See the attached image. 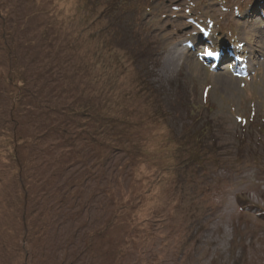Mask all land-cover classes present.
Masks as SVG:
<instances>
[{"label":"rangeland","instance_id":"374dc122","mask_svg":"<svg viewBox=\"0 0 264 264\" xmlns=\"http://www.w3.org/2000/svg\"><path fill=\"white\" fill-rule=\"evenodd\" d=\"M117 45H137L142 69ZM99 49L122 68L100 88L138 108L122 112L140 123L134 158L37 137L77 126L74 67L95 87ZM207 123L216 154L198 166L191 126ZM120 201L135 220L99 236ZM0 264H264V0H0Z\"/></svg>","mask_w":264,"mask_h":264},{"label":"trees","instance_id":"16d2710c","mask_svg":"<svg viewBox=\"0 0 264 264\" xmlns=\"http://www.w3.org/2000/svg\"><path fill=\"white\" fill-rule=\"evenodd\" d=\"M112 13L109 14V16ZM61 30L64 31L62 25H61ZM49 42V41H48ZM62 44V49L63 50H70L68 49V43L66 40L63 41ZM118 47V48H117ZM117 47L115 46V48H117L118 50H123L124 53H126L127 57L130 59V61L134 64L137 65L140 69H142V64L140 63L141 58V54L142 51L138 50H132V49H138L137 45H132L131 47H122L120 45H117ZM122 47V48H121ZM120 48V49H119ZM7 52L10 55L12 52V48L8 47L7 48ZM81 57H79L78 59H80ZM94 58H96V61L98 63L101 62V69L99 71H101V74L99 72H96V78L95 80H92V85H94L95 87L91 88L88 90V85H87V72H85V67H86V63L84 62V58L80 59V64L76 65L74 68L76 69V79L78 81V83H83L82 84V88L81 90L76 89V92L74 94V96L72 97V108H71V112L72 114L69 115V118L67 120V122L70 121L72 122V124L77 125V126H66V125H70V123L65 124L66 120L65 117L63 115V113H61L62 115V122H65V128L64 129H60V126L58 128H54V129H47L45 131H43L42 134H39L37 137H40L42 135L45 136H55V137H62V139L66 140V144L68 147V153L70 154V152H72V154H74L73 152H77L80 149H78L81 145V143L85 142L86 144L88 143L89 146L92 147L93 149V158L101 163H106L107 161H110L114 155V153L116 152H121L124 153L125 156H127L128 152H130V158H134L135 157V153H137V150L139 147H137V143L134 142L136 137L134 136H139V132L137 131V128L140 127L138 125H140L139 122H134L132 121L129 117H127L126 115L122 114L123 113H129L130 111H135V109L138 111L137 106H133L131 107L130 105H128L126 103L125 100H129L130 99V91L120 88V90L118 91V88L116 87H112L113 83L117 77H118V72L119 69L121 70L122 68L119 66V62L118 59L115 58V55H110L109 57H105V55H103V53L101 52V50L99 49V54H95ZM109 59L110 61H107L106 59ZM35 60V58H34ZM31 60L29 61L32 62L34 61ZM137 63H136V62ZM96 62V63H97ZM16 64L18 65V67L21 65V62L18 61L16 62ZM84 65V66H83ZM61 71L64 72V67L61 66ZM92 73V72H91ZM90 73V74H91ZM109 75H108V74ZM146 73V70L145 72ZM89 74V75H90ZM108 75L109 78H107V80L109 81L110 85V89L112 90H116L117 93L116 95L112 94V96L115 98V100H112L111 98H109L107 96V94L102 90V88H100L101 84L103 81L101 80V77H104L105 75ZM112 74H115V78L112 80L110 79V77L112 76ZM141 76H144V82L143 80L140 81V86L142 87V85L144 87H142V89H144V91L148 92V94H145L146 98L150 99V102H146V104H148L149 106H153V110L155 111V114H157V117L163 120V117L165 119L170 118V115L168 113V111H164L165 108L162 109L163 107V103L160 100H156L155 98L160 96L155 89L152 88V86L149 84V80L147 77H145L144 74H142L141 72ZM79 79H82L81 81ZM139 81V79H138ZM99 85V86H97ZM107 85V84H105ZM109 86V85H107ZM149 88V89H146ZM141 89V90H142ZM88 90V92H87ZM121 91V92H120ZM90 95V97H89ZM154 99H153V97ZM93 98H100V102L103 101V103H101L102 106H97L93 101ZM68 99V98H67ZM66 99V100H67ZM153 105H151V104ZM109 104V105H108ZM17 105L20 106V101L17 100ZM107 106H111L112 109L117 110L120 112V119L119 117H116L115 115H118L116 112H112V114L108 115V116H100V112H99V107L103 108L104 110H110ZM63 107H69V105L65 102L63 104ZM141 107H145V103H143L141 105ZM64 108H61L63 111L65 110ZM111 111V110H110ZM71 116V118H70ZM113 116L112 120L111 117ZM127 117L128 120L124 119L123 117ZM64 117V118H63ZM107 117V119H106ZM119 119V121H117ZM75 121V122H74ZM141 122V121H140ZM142 123V122H141ZM191 128L193 129L192 133L190 134V137H193L194 139V149L192 148V151L194 153V157H193V163H198V166H201V163H206L208 161V153H204V147L207 146V144H211V140L208 138L209 134L213 135V131L214 128L212 126V124L207 123L205 125L202 126H191ZM128 132L132 133V136L130 141L132 142H125L123 141L124 138H126L125 136L127 135ZM107 139V141H106ZM110 139V140H109ZM134 139V140H133ZM112 140V142H110ZM134 144V145H133ZM198 149V151L200 153H198V155H200L199 157L196 156L195 152ZM206 149L210 150V153L216 154V150L214 153V146L211 144L210 146H207ZM203 151L202 152L200 151ZM196 158V159H194ZM81 161V160H78ZM190 161V160H189ZM118 167V172L123 174H126V171L123 169L122 165H117ZM203 170H205V168L203 167ZM116 183V182H114ZM118 208L117 209V214L114 212V215L104 223V225L101 226V228L98 229L99 232H96V234H99V236H103L106 231L110 228H112L113 226V222L115 220L124 221L127 217L131 216V221L133 222L135 220V216L132 214H129L127 205L124 204V202H118L117 203Z\"/></svg>","mask_w":264,"mask_h":264},{"label":"snow or ice","instance_id":"6c2138e0","mask_svg":"<svg viewBox=\"0 0 264 264\" xmlns=\"http://www.w3.org/2000/svg\"><path fill=\"white\" fill-rule=\"evenodd\" d=\"M204 54L207 55V56H212V55H214L215 53H213V52H211V51H206Z\"/></svg>","mask_w":264,"mask_h":264}]
</instances>
